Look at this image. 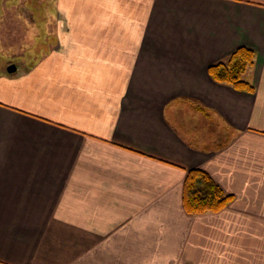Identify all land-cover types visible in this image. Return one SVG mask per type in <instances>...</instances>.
<instances>
[{
    "label": "crops",
    "instance_id": "0c3cea01",
    "mask_svg": "<svg viewBox=\"0 0 264 264\" xmlns=\"http://www.w3.org/2000/svg\"><path fill=\"white\" fill-rule=\"evenodd\" d=\"M38 14L42 49L0 73V264H264V0ZM240 47L251 93L208 74ZM192 169L223 210L185 213Z\"/></svg>",
    "mask_w": 264,
    "mask_h": 264
},
{
    "label": "trees",
    "instance_id": "16d2710c",
    "mask_svg": "<svg viewBox=\"0 0 264 264\" xmlns=\"http://www.w3.org/2000/svg\"><path fill=\"white\" fill-rule=\"evenodd\" d=\"M254 57L253 49L240 47L224 61L212 64L208 74L217 83L251 93L252 86L242 76L253 65ZM231 201L232 196L225 194L207 173L200 169L187 171L182 186V206L186 214L216 213Z\"/></svg>",
    "mask_w": 264,
    "mask_h": 264
},
{
    "label": "rangeland",
    "instance_id": "374dc122",
    "mask_svg": "<svg viewBox=\"0 0 264 264\" xmlns=\"http://www.w3.org/2000/svg\"><path fill=\"white\" fill-rule=\"evenodd\" d=\"M52 0H0V73L6 75L8 65H21L32 55L42 49L44 37V20L38 14L43 6L49 7ZM23 7L30 10L32 22L18 9L13 13L5 7ZM4 8L6 9L4 11ZM24 61V62H23ZM8 75V74H7Z\"/></svg>",
    "mask_w": 264,
    "mask_h": 264
},
{
    "label": "water",
    "instance_id": "95a60500",
    "mask_svg": "<svg viewBox=\"0 0 264 264\" xmlns=\"http://www.w3.org/2000/svg\"><path fill=\"white\" fill-rule=\"evenodd\" d=\"M16 71V66L13 64V65H8V67L6 68V73L7 74H12Z\"/></svg>",
    "mask_w": 264,
    "mask_h": 264
}]
</instances>
